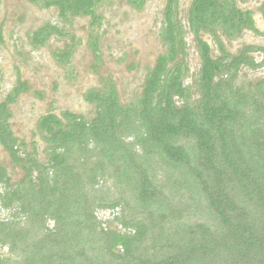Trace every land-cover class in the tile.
<instances>
[{"label": "trees", "instance_id": "16d2710c", "mask_svg": "<svg viewBox=\"0 0 264 264\" xmlns=\"http://www.w3.org/2000/svg\"><path fill=\"white\" fill-rule=\"evenodd\" d=\"M27 1L55 8L64 25L88 18V46L99 62L97 8L105 0ZM145 1L127 0L135 10ZM178 5L166 0L159 32L165 51L135 100L121 105L104 79L84 94L92 119L68 111L39 117L44 161L9 126V105L27 84L18 80L0 102V145L24 173L10 184L0 166V206L10 213L0 219V264H264V79L235 84L241 67L264 66L251 56L264 48L228 53L218 32L227 40L257 33L251 12L235 0H192L186 24L200 59L193 100ZM53 36L70 38L52 54L69 65L78 41L64 27L37 28L30 45L44 47ZM101 211L119 229H110Z\"/></svg>", "mask_w": 264, "mask_h": 264}, {"label": "rangeland", "instance_id": "374dc122", "mask_svg": "<svg viewBox=\"0 0 264 264\" xmlns=\"http://www.w3.org/2000/svg\"><path fill=\"white\" fill-rule=\"evenodd\" d=\"M191 1L179 0L178 15L186 32L188 73L184 83L190 88L194 100L197 98L196 79L200 59L186 24ZM235 2L240 10L251 12L257 33L244 30L240 37L227 40L218 32L225 50L237 55L247 45L264 48V0ZM165 3L166 0H146L140 10H135L127 0L103 1L97 8L102 20L95 31L100 35V59L95 62L88 46V18H75L64 25L55 8L41 9L27 0H0V102L18 80L27 84L28 91L9 106L10 129L19 143L25 144L27 152L35 149L37 159L45 160V143L36 128L39 117L49 112L59 116L68 111L92 119L94 108L85 102L84 94L91 89H101L104 79L114 83L123 106L139 96L148 69L165 51L159 37ZM45 24L64 27L78 41L69 65H58L52 54L70 44V38L53 36L44 47L30 45L31 33ZM202 38L209 44L213 56H219L212 38L209 35H202ZM251 56L256 63L264 59L262 52ZM262 79L264 66L257 69L243 66L237 73L235 84L247 86ZM0 166L6 169L10 184L18 182L24 175L19 166L11 163L1 145ZM9 214L0 206V219L8 218ZM98 217L110 229H119L118 223L112 221L111 213L101 211Z\"/></svg>", "mask_w": 264, "mask_h": 264}, {"label": "crops", "instance_id": "0c3cea01", "mask_svg": "<svg viewBox=\"0 0 264 264\" xmlns=\"http://www.w3.org/2000/svg\"><path fill=\"white\" fill-rule=\"evenodd\" d=\"M1 41H2V40H1ZM10 91H11V90H10ZM10 91H9V92H10ZM9 92H8V93H9ZM8 93H7V94H8ZM7 94H6V95H7ZM6 95H5V97H6ZM5 97H4V98H5ZM3 100H4V99H3ZM3 100H2V101H3ZM9 106H10V105H9Z\"/></svg>", "mask_w": 264, "mask_h": 264}]
</instances>
